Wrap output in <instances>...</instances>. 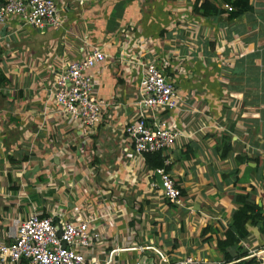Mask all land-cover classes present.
<instances>
[{"label": "crops", "instance_id": "crops-1", "mask_svg": "<svg viewBox=\"0 0 264 264\" xmlns=\"http://www.w3.org/2000/svg\"><path fill=\"white\" fill-rule=\"evenodd\" d=\"M58 3L68 4L61 26L39 29L17 16L0 23V66L9 78L8 89L0 88V240L12 236L16 220L46 193L39 184L52 182L49 197L68 202L67 211L88 204L97 214L102 196L115 197L118 205L125 201L127 213L110 231L122 236L119 247L142 241L171 260L191 255L219 261L215 246L232 225L236 194H249L264 207V0H251L252 8L237 16H206L194 10L195 0ZM92 45L106 54L90 72L97 96L108 101L95 127L56 110L46 91L59 68ZM149 50L171 62L167 72L187 109L163 116L187 131L163 152L182 189L176 205L167 202L160 175L134 153L124 132L140 110L141 69H131V62ZM225 137L231 150L224 158ZM63 148H71L75 160ZM70 181L77 183L75 196ZM136 203L145 215L139 220L132 211ZM207 227L216 231L204 234ZM248 228L244 251L264 258V233ZM149 254L125 250L118 258L124 263L150 256V264H158Z\"/></svg>", "mask_w": 264, "mask_h": 264}, {"label": "built area", "instance_id": "built-area-1", "mask_svg": "<svg viewBox=\"0 0 264 264\" xmlns=\"http://www.w3.org/2000/svg\"><path fill=\"white\" fill-rule=\"evenodd\" d=\"M88 1L77 0V3L85 5ZM67 8L68 4L61 7L58 0H4L0 4V23H6L10 17L17 16L24 23L39 29L58 27L63 21L61 10ZM224 8L233 10L227 3ZM185 20L184 17L179 19L181 23ZM181 32L183 33V29ZM186 33L190 34L187 30ZM87 49L68 66L59 68L53 80L46 86V91L48 100L54 102L56 110L73 121L82 120L84 124L95 127L102 122L104 106L108 101L97 96L95 78L90 70L102 62L106 54L97 45ZM121 53L126 54L125 51ZM191 56L193 55L190 53L185 55ZM131 63L135 64L134 67L131 64V69H141L137 99L140 110L124 127V132L132 139L134 153L138 156L155 151L166 153L176 146L179 136L187 132L183 128H176L163 117L175 108L187 110L181 106L177 85L167 72L171 62L168 58H162L159 52L149 50L143 57ZM7 89L5 85L3 90ZM203 129L206 128L202 126L200 130ZM73 139L70 135L69 142L72 143ZM62 151L69 160H75L71 148H63ZM66 166L65 164L63 167ZM154 170L161 177L167 202L172 205L180 204L182 189L171 172L165 167ZM39 185L40 189H46V193L38 194L31 203V209L16 220L12 236L0 240V264H150V256H144L142 260L129 259L124 263L119 260L120 252L135 249L147 255L154 253L151 256L156 258L158 264H230L191 255L171 260L159 246L142 241L119 247L118 242L122 236L110 231L118 222L119 216L127 213L125 201L122 200V207H119L115 197L102 196L103 205L97 214L88 211V204L67 211L68 202L56 203L48 195L49 187L55 184L49 182ZM76 185L75 182H67L70 195L75 196ZM138 208L139 204H134L132 211L136 220L145 216ZM60 229L61 235L58 234ZM263 251L264 249L260 252ZM256 255V251H250L244 258ZM254 264H264V258H258Z\"/></svg>", "mask_w": 264, "mask_h": 264}, {"label": "trees", "instance_id": "trees-1", "mask_svg": "<svg viewBox=\"0 0 264 264\" xmlns=\"http://www.w3.org/2000/svg\"><path fill=\"white\" fill-rule=\"evenodd\" d=\"M225 3L233 7V10L229 11L231 16L240 15L252 8L251 0H195L194 10L202 12L206 16L219 15L228 11L224 8ZM8 83L9 78L0 66V88ZM230 150V138L225 137L221 156L225 158ZM145 158L150 168L165 167L169 171L170 165L166 164L167 158L162 151L148 152L145 154ZM235 199L239 203V207L234 211L232 225L226 229L224 238L217 239L215 250L220 262L254 264L257 262L256 256L244 258L249 253L244 251L243 240L250 233L248 224L258 226L261 232L264 233V207L249 194H236ZM209 230L216 231L215 228L207 227L203 233L206 234Z\"/></svg>", "mask_w": 264, "mask_h": 264}, {"label": "water", "instance_id": "water-1", "mask_svg": "<svg viewBox=\"0 0 264 264\" xmlns=\"http://www.w3.org/2000/svg\"><path fill=\"white\" fill-rule=\"evenodd\" d=\"M36 171V169H34L32 172L34 173ZM28 175V174H27ZM157 176L159 175V174H156ZM159 177V176H158ZM161 182H162V180H161ZM59 235H61L62 234V231H61V229L59 230V233H58Z\"/></svg>", "mask_w": 264, "mask_h": 264}, {"label": "rangeland", "instance_id": "rangeland-1", "mask_svg": "<svg viewBox=\"0 0 264 264\" xmlns=\"http://www.w3.org/2000/svg\"><path fill=\"white\" fill-rule=\"evenodd\" d=\"M14 224H16V222Z\"/></svg>", "mask_w": 264, "mask_h": 264}]
</instances>
